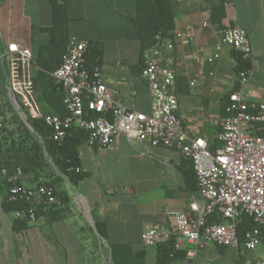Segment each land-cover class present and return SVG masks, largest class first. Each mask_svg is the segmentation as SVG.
<instances>
[{"label": "crops", "instance_id": "1", "mask_svg": "<svg viewBox=\"0 0 264 264\" xmlns=\"http://www.w3.org/2000/svg\"><path fill=\"white\" fill-rule=\"evenodd\" d=\"M64 2L68 41L76 37L99 45L102 62L98 69L103 82L118 91L119 101L127 109L148 113L150 92L141 78L136 0ZM169 2L172 20L168 38L174 45L171 55L178 115L190 135L203 138L208 149H214L218 146L222 105L237 82L232 49L222 46L218 58L208 59L219 43L222 27H242L251 46L250 72L244 86L247 102L254 107L264 100V0ZM12 42L29 51L32 58L40 46L53 42L49 0H0V52ZM47 101L48 105L55 104L56 99ZM6 109L17 112L6 67L0 63L2 115ZM6 147L7 143L0 142V264L264 262L262 226L258 229L260 242L252 250L245 249L244 242L238 246L206 242L195 249L181 241L182 248L174 257L159 262V246L143 244V230L148 225H165L168 211L188 209L191 193L196 191L190 190L192 168L175 149L153 147L121 133L106 146L79 145L81 169L88 176L76 186L60 181L58 186L66 190L68 201L41 211L34 221L16 229L12 214L2 205L5 189L1 162ZM21 183L34 185L38 181L31 173H24ZM187 250H195V254L189 256Z\"/></svg>", "mask_w": 264, "mask_h": 264}, {"label": "built area", "instance_id": "2", "mask_svg": "<svg viewBox=\"0 0 264 264\" xmlns=\"http://www.w3.org/2000/svg\"><path fill=\"white\" fill-rule=\"evenodd\" d=\"M225 3L231 0H223ZM177 37L181 33L175 34ZM156 44L143 52L141 78L150 92V111L142 113L127 109L118 98V91L105 84L99 69L90 74L84 68L87 40L72 37L59 66L50 76L61 92L67 115L44 114L36 100L33 75L37 66L29 51L17 43H9L0 52V63L6 67L7 85L28 119H41L61 142L65 128L72 125L88 131V145L106 146L119 133L129 139L153 147L177 150L191 161L197 189L191 193L186 211H168L165 225L144 228L143 244L159 245L172 242L173 255L182 242L195 249L206 242L218 246H238L236 225L246 213L258 226L264 227V100L250 110L244 86L250 68L236 78L237 87L227 93L216 134L218 146L209 150L201 137L190 135L178 115L172 69L173 43L168 37L155 36ZM222 46H228L243 60L251 59V46L246 32L239 25L220 29L219 43L211 61L219 57ZM0 112V132L3 129ZM7 186L6 200L25 206L12 212L14 219L32 222L37 211L60 205L52 187L43 181L34 185L21 183L20 166L2 167ZM219 217L222 222L209 223ZM260 242L257 228L245 234L244 247L252 250ZM195 250H187V255ZM250 264H264L259 259Z\"/></svg>", "mask_w": 264, "mask_h": 264}, {"label": "trees", "instance_id": "3", "mask_svg": "<svg viewBox=\"0 0 264 264\" xmlns=\"http://www.w3.org/2000/svg\"><path fill=\"white\" fill-rule=\"evenodd\" d=\"M52 8V36L53 42L38 48L36 56H33L38 70L33 75V87L36 100L44 114H55L64 118L68 113L62 103L61 92L57 89L53 78L49 72L56 69L62 61V57L67 51L68 35L66 30L67 14L64 0H49ZM137 13V36L141 41V54L156 44V35L169 37L171 9L169 0H136ZM87 49L84 53V68L91 74L95 68H99L102 62V51L99 45L87 41ZM235 60L234 73L237 78L242 70L250 68V60H243L241 56L233 52ZM58 96H57V95ZM54 95H56L54 97ZM56 99L55 104H46L48 98ZM48 102V101H47ZM49 103V102H48ZM223 109V105H222ZM12 110V109H11ZM250 107L249 111H252ZM14 126L7 131L4 136L7 147L3 152L1 166L12 169L20 166L23 173H31L36 181L42 180L52 187L60 204L68 201V194L65 189L59 188V182L67 180L71 186H76L81 180L88 176L86 171L81 169L78 155V146L86 143L88 131L75 126L65 128V137L59 142L51 132V129L41 119H28L30 128L14 113ZM3 131L6 130L3 125ZM2 132V131H1ZM0 132V133H1ZM264 135V130L256 132ZM95 146V145H93ZM214 150V149H210ZM188 160V159H187ZM190 162L192 172L190 175V190L197 189V181ZM5 196L2 202L3 208L10 212L23 208L25 205L12 203L6 200L7 186L3 182ZM41 211H37V215ZM13 219V225L20 229L26 221ZM209 223H220L219 217L209 218ZM100 230V223L95 222ZM261 229L252 217L243 213L236 225L238 244L244 242L245 234L253 229ZM159 246L158 261L164 262L175 256L170 255L173 250L172 242H165Z\"/></svg>", "mask_w": 264, "mask_h": 264}, {"label": "rangeland", "instance_id": "4", "mask_svg": "<svg viewBox=\"0 0 264 264\" xmlns=\"http://www.w3.org/2000/svg\"><path fill=\"white\" fill-rule=\"evenodd\" d=\"M19 111L23 113V111L20 109V107H19ZM14 113L17 114V116L21 119L19 112H15L11 109H6L5 112L3 111V116H4L3 117V119H4L3 125H5L6 130L5 131L2 130V132L0 133V142L2 144L6 145V143H5L6 138H4V136H7L8 135L7 131H9L14 126V123H15ZM6 141H8V140H6Z\"/></svg>", "mask_w": 264, "mask_h": 264}, {"label": "water", "instance_id": "5", "mask_svg": "<svg viewBox=\"0 0 264 264\" xmlns=\"http://www.w3.org/2000/svg\"><path fill=\"white\" fill-rule=\"evenodd\" d=\"M10 94H11L12 99H13V102H14V108H15V110H16L17 112H19V115H20L21 119H22V120L24 121V123L30 128L27 118L25 117V115H24L22 112L19 111V104H18V102H17L15 96H14L11 92H10ZM30 129H31V128H30Z\"/></svg>", "mask_w": 264, "mask_h": 264}]
</instances>
